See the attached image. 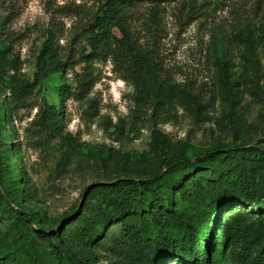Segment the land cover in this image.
Returning <instances> with one entry per match:
<instances>
[{
  "label": "rangeland",
  "instance_id": "obj_1",
  "mask_svg": "<svg viewBox=\"0 0 264 264\" xmlns=\"http://www.w3.org/2000/svg\"><path fill=\"white\" fill-rule=\"evenodd\" d=\"M103 1L0 0V12L8 16L7 35L0 36V116L5 108L11 116L2 125L0 148L13 145L26 169L31 196L23 208L38 210L49 232L62 236L46 248L51 264H88L91 254L96 264H128L120 222L109 223L92 248L86 241V220L103 222L112 192L121 193L127 182L151 181L180 157L193 159L218 142L264 148V0L131 4V33L158 67L144 91L132 78L125 80L111 59L94 61L96 81L82 98L75 74L83 64L23 85L33 81L47 27L55 26L63 58L81 59L84 28ZM157 80L174 95L165 109L154 99ZM62 83L70 88L64 100ZM154 130L162 133L161 143ZM15 156L0 155V178ZM202 182L204 189H191L178 210L210 201L212 188L206 178ZM8 223L0 219V246L15 242Z\"/></svg>",
  "mask_w": 264,
  "mask_h": 264
},
{
  "label": "trees",
  "instance_id": "obj_2",
  "mask_svg": "<svg viewBox=\"0 0 264 264\" xmlns=\"http://www.w3.org/2000/svg\"><path fill=\"white\" fill-rule=\"evenodd\" d=\"M135 1L140 0L103 1L84 28L87 49L80 60L74 55L63 58L55 26L45 28L33 81H24L23 85L42 83L49 76L83 64L82 71L75 74L77 94L82 98L96 81L94 61L111 59L125 80L132 78L140 90L148 89L146 79L156 80L158 67L140 51L131 33L127 9ZM7 20L8 16L0 12V36L7 35ZM251 32L244 36L250 44ZM69 91L68 84H60L62 100ZM153 95L156 106L162 109L174 97L159 80ZM10 119V113L3 109L0 131ZM161 139L162 133L154 130V140L161 143ZM14 149L13 145L4 146L0 155L14 157ZM15 158L14 166H5L4 177L0 178V219L9 221L8 235L15 241L11 247L0 246V264H51L46 248L62 236L49 232L38 210L23 208L22 202L31 192L26 187V169ZM203 178L212 188L210 201L201 207L178 210V201H185L191 189H204ZM106 205L103 222L97 225L86 220L88 247L101 240L109 223L120 222L129 246L128 264H264V148L218 142L193 159L180 157L151 181L125 183L121 193L110 194ZM87 261L96 264L93 254ZM72 264L80 263L73 260Z\"/></svg>",
  "mask_w": 264,
  "mask_h": 264
}]
</instances>
